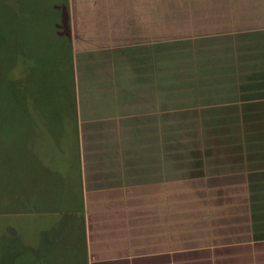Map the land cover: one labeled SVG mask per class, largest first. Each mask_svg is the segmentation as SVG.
<instances>
[{
    "label": "crops",
    "instance_id": "1",
    "mask_svg": "<svg viewBox=\"0 0 264 264\" xmlns=\"http://www.w3.org/2000/svg\"><path fill=\"white\" fill-rule=\"evenodd\" d=\"M68 11L75 80L82 70L107 77L77 81L81 196L74 203L73 183L66 181L63 210L42 216L45 225L35 239L23 238L35 264H178L185 261L179 254L202 253L210 260L219 248L254 252L264 245L254 237L264 213L252 212L249 202L250 180L264 170L200 182L215 207L226 209L219 224L210 212L192 222L173 221L187 209L172 210L168 179L138 183L131 142L147 117L163 111L162 99L152 94V34H201L202 23L206 34H264V0H68ZM127 39L132 42L122 43ZM127 70L133 77L124 75ZM55 229L63 236L46 235ZM234 237L240 238L230 242Z\"/></svg>",
    "mask_w": 264,
    "mask_h": 264
},
{
    "label": "rangeland",
    "instance_id": "2",
    "mask_svg": "<svg viewBox=\"0 0 264 264\" xmlns=\"http://www.w3.org/2000/svg\"><path fill=\"white\" fill-rule=\"evenodd\" d=\"M28 1L25 5L23 0L19 3L16 0L0 1V10L6 14L2 18L4 34L0 33V40L15 29L17 39L13 47L17 54L12 57L19 60L24 47L35 45V39L42 37V26L47 29L45 34H52L49 5L44 6V11L43 7L38 8L30 21H23V14L32 6V0ZM208 32L202 23L201 34H152V94L153 100L162 99L163 111L147 117L146 127L137 129L136 135L131 136L137 149L138 183L161 177L168 179L172 210L177 206L187 209L183 215L170 219L176 217L185 223L210 212L217 214L213 219L219 224L222 220L218 214L225 213L224 207H215L211 191L200 182L209 183L207 178L223 173L247 170L250 174L264 170V123H261L264 99H243L248 97L246 80L254 63L264 71V34H206ZM214 32L219 33L215 29ZM125 42L132 40L122 41ZM172 42L179 43L170 44ZM2 43L1 54H4L10 48L5 39ZM38 44L41 46L43 41ZM146 72L148 80V70ZM95 73L97 76H88L85 70L77 71L75 97L78 95L77 81L81 85L89 78L103 80L107 77L101 70ZM130 74L133 77V70L125 71L124 75L129 77ZM54 87L48 94L44 93L40 110L52 119L53 130L69 131V127H60L66 122V116L71 115L69 102L66 103ZM3 114L15 117L9 108ZM21 128L16 122L4 126L8 155L5 172L0 174V264H35V257L25 250L24 241L35 239L45 225L40 215L23 217L16 214L23 206L33 204L36 191L30 182L36 175L37 163L34 165V160L29 158ZM20 147L24 149L22 153ZM62 231L65 234V227ZM51 232L61 234V230L55 229L46 235L50 236ZM256 234H264V229L254 233V237ZM235 238L240 237L230 238V242ZM219 242L223 243V239H218ZM201 256L202 253L194 255L192 252L179 254L177 259L185 261L178 264H264V245H258L254 252L246 246L237 250L219 248L212 252L210 260L207 255Z\"/></svg>",
    "mask_w": 264,
    "mask_h": 264
},
{
    "label": "trees",
    "instance_id": "3",
    "mask_svg": "<svg viewBox=\"0 0 264 264\" xmlns=\"http://www.w3.org/2000/svg\"><path fill=\"white\" fill-rule=\"evenodd\" d=\"M0 1L2 3V0ZM16 1L19 3L22 0ZM23 1L24 5L29 2L28 0ZM48 5L52 9L50 19L52 34H45L47 29L42 26L40 30L42 37L35 39V45L28 44L24 47L20 60L14 58L17 54L13 47L17 39L15 29L10 30L11 32L6 34V37L2 36L6 41L5 44L10 48L4 54H1L4 39L0 40V174L5 172L7 164L8 147L4 130L6 123L16 122L22 126L21 134L27 143L25 149L27 148L30 160H34L33 164L37 163L35 165L36 175L30 182L36 187L34 202L33 204L30 202L28 207L23 206L16 213L23 217L31 215L45 217L50 212L63 210L66 181L73 183L74 203H77L81 196L68 0H32L29 11L23 14V21H30L38 8L43 7L44 11V6ZM3 14L5 13L0 10L1 34H4ZM40 41H43L41 46L38 44ZM173 43L179 42L170 44ZM250 73L246 80L248 86L245 90L248 97H243V99L261 101L264 99V71L254 63ZM53 85L61 98H65L66 103L69 102L71 115L66 116V122L60 126L69 127V131L56 132L53 130L52 119L47 118L40 110L44 101L42 99L44 93L48 94ZM241 93L244 94V91ZM7 108L15 114V117L10 118L3 114ZM261 110L264 111V106ZM19 113L21 115L16 116ZM261 123H264V120ZM11 149L15 150L14 146ZM20 149L22 153L24 149L21 147ZM261 176L263 177L250 180L249 202L252 212L264 213V173ZM262 217L264 215H259V218ZM261 228L264 229V227ZM255 238L264 240V234H256Z\"/></svg>",
    "mask_w": 264,
    "mask_h": 264
}]
</instances>
